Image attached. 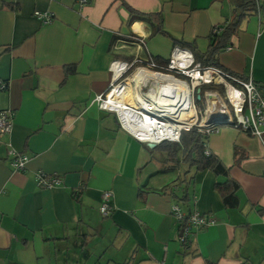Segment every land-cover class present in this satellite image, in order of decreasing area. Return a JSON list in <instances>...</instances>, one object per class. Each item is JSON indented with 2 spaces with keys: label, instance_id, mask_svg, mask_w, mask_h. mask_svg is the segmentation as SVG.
Instances as JSON below:
<instances>
[{
  "label": "crops",
  "instance_id": "1",
  "mask_svg": "<svg viewBox=\"0 0 264 264\" xmlns=\"http://www.w3.org/2000/svg\"><path fill=\"white\" fill-rule=\"evenodd\" d=\"M126 5L160 14L167 35L130 24ZM233 10L230 0H90L83 7L75 0H0V81L8 83L0 111L15 115L12 132L0 138V264H264L261 139L230 126L208 136L207 150L240 186L238 207L227 208L217 190L224 176L195 168L183 201L177 184L186 166L168 164L163 152L153 167V148L97 102L111 86L114 61H168L174 39L204 54L213 29L228 24ZM38 11L53 21L44 24ZM231 44L215 57L219 64L264 86L258 15L242 21ZM121 51L128 59L118 57ZM71 65L76 73L67 76ZM11 150L30 158L25 171L13 169ZM39 171L60 176L62 185L38 188ZM107 191L112 212L104 217ZM175 204L216 220L194 234L191 253Z\"/></svg>",
  "mask_w": 264,
  "mask_h": 264
},
{
  "label": "built area",
  "instance_id": "2",
  "mask_svg": "<svg viewBox=\"0 0 264 264\" xmlns=\"http://www.w3.org/2000/svg\"><path fill=\"white\" fill-rule=\"evenodd\" d=\"M75 2L83 7L90 0H75ZM257 15L260 18V25L264 26V10L261 9L258 1ZM35 16L44 24L53 21L52 14L48 12H35ZM222 27H215L213 34H221ZM226 50H231V46ZM113 79L110 86V92L104 94L97 99L99 108L104 111L115 113L121 123V128L131 134L138 142L149 146V144L160 145L164 142H180L181 134L184 131L197 129L199 133L207 137L219 132L223 126H230L240 131L246 132L251 136H255L264 142V86H260L251 78H244L234 75L227 70L217 66H203L198 62L194 54L185 48L175 46L168 59V65L159 67L153 61L145 62H128L116 60L112 63ZM142 68L144 71L154 72L156 74L172 76L176 81L184 83L191 91V106L195 111L196 118L194 122L185 121V127L180 130L175 138L167 139L162 133V128L166 127L170 122H175L165 117L163 108L155 110V106H148L146 111L130 108L123 102H111L109 95L115 90L122 93L127 88V79L136 70ZM8 88V83L0 81V90ZM140 91L147 97L151 91H155V95L164 99H173L166 97L169 89L164 88V84L145 81L140 87ZM175 91V99L177 91ZM136 94L137 90L135 88ZM108 92V91H107ZM145 97V101L148 98ZM198 99V102L196 101ZM154 104V103H152ZM109 106H123L124 110L133 111V120L140 122L144 118L147 124H158V130L155 131L156 142L143 139L132 133L126 126L125 120L119 112L109 109ZM159 106V104H158ZM199 106V107H198ZM201 106V107H200ZM15 115L12 111H0V138L9 135L14 126ZM11 166L16 171H25L30 158L26 154H19L14 150L10 152ZM38 188L43 190H52L62 185V179L56 174H46L39 171L35 176ZM103 204L100 212L104 217H109L112 212L110 202L113 199L111 191L103 194ZM172 214L180 224L181 241H185L192 237L196 232L208 228L215 224L216 220L208 215H204L197 211L185 212L178 204L172 206ZM164 264V263H162Z\"/></svg>",
  "mask_w": 264,
  "mask_h": 264
},
{
  "label": "trees",
  "instance_id": "3",
  "mask_svg": "<svg viewBox=\"0 0 264 264\" xmlns=\"http://www.w3.org/2000/svg\"><path fill=\"white\" fill-rule=\"evenodd\" d=\"M230 1L234 8L232 19L228 24L224 25L221 34L216 35L212 33V36L210 37L211 44L206 53L200 54L197 51V48L194 43H189L184 40L174 39L175 46H180L182 48L190 50L194 54L196 60L205 67L217 66L223 68L215 57L220 52L226 50L227 47L232 46L231 40L238 33L242 21L245 20L251 14L257 15V1L261 9L264 10V4H261L259 0ZM127 8L131 15L129 21L130 24L135 22L147 23L154 29L156 34L160 33L167 35V32L163 28V19L160 14H146L128 6ZM116 39L117 38H115V41ZM150 61H153L159 67H165L168 65L167 60H164L159 57L151 58ZM65 72L67 76L75 74L76 65L66 67ZM196 101L198 102V99ZM207 141L208 137L199 133L198 130L195 128L190 131L182 132L180 142H164L158 145L155 149H159L162 152H167L170 160L175 162L177 160L179 164L186 166V169L183 171L184 179L180 180L177 184L178 186L184 187V194L181 197L183 201H187L189 199V185L194 179L191 178L190 180H186L185 178H187V176L191 173L192 169L195 168L196 171L210 170L218 176H224L226 178L225 182L218 183L216 185L217 190L221 193L224 205L227 208H236L239 206L238 192L240 186L230 176V169L223 165L222 162L214 154L210 153L207 150ZM237 154L238 152H236V155ZM179 156L181 157L180 160L178 159ZM236 163H239V160H236ZM193 236L189 237L188 239H185V241L182 242L183 246L186 248V250H188V253H191L189 250H191L193 244Z\"/></svg>",
  "mask_w": 264,
  "mask_h": 264
},
{
  "label": "bare ground",
  "instance_id": "4",
  "mask_svg": "<svg viewBox=\"0 0 264 264\" xmlns=\"http://www.w3.org/2000/svg\"><path fill=\"white\" fill-rule=\"evenodd\" d=\"M134 75V76H133ZM153 81L154 83L164 84L165 89H175L177 91L176 99H164L155 95V91L150 92L151 97H147L140 91L139 87L145 81ZM137 90V94L135 91ZM191 91L186 84L176 81L172 76L156 74L154 72L144 71L139 68L133 72L132 76L127 79V88L120 93L115 90L109 95L111 102H123L129 105L130 108L140 109L146 111L148 106H155V110L163 108L165 112V117L176 120L175 122H170L166 127L162 128L163 135L167 136V139L175 138L180 130H183L185 121L194 122L195 111L191 106L190 99ZM145 97L148 101H145ZM154 103V104H152ZM159 104V106H158ZM109 109H113L122 115V119L125 120V126L135 135L147 139L151 142H156L155 131L158 130V124L154 122L153 124H147L143 119L137 121L133 120V111H127L123 109V106H109Z\"/></svg>",
  "mask_w": 264,
  "mask_h": 264
},
{
  "label": "rangeland",
  "instance_id": "5",
  "mask_svg": "<svg viewBox=\"0 0 264 264\" xmlns=\"http://www.w3.org/2000/svg\"><path fill=\"white\" fill-rule=\"evenodd\" d=\"M118 54V57L119 58H125V59H128V57L130 56V54L127 52V51H121V52H118L117 53ZM132 75H130L128 78H130ZM134 76V75H133ZM110 92V89L108 90V92H106V94H108ZM199 107V106H198ZM201 107V106H200ZM158 146V145H157ZM151 153L149 154L151 157H152V159H155V160H153V167H156V166H158V164H156V163H154L155 161L157 162V163H160V159H161V155L163 156V152L162 151H160L159 149H150L149 150ZM166 155H167V157L166 158H168L167 159V161H168V164H170L169 162H172L171 163V165H177L176 164V162L175 161H171L170 159H169V157H168V154H167V152H166ZM181 156V155H180ZM157 158H158V160H157ZM165 161V160H164ZM161 164L163 165V162L161 161ZM168 164H167V166H168ZM174 167V166H173ZM168 168V167H167Z\"/></svg>",
  "mask_w": 264,
  "mask_h": 264
},
{
  "label": "water",
  "instance_id": "6",
  "mask_svg": "<svg viewBox=\"0 0 264 264\" xmlns=\"http://www.w3.org/2000/svg\"><path fill=\"white\" fill-rule=\"evenodd\" d=\"M168 91H169V92H168V94L166 95V97H171V98L174 99V98H175V91L172 90V89H169ZM149 147L155 149V148L157 147V145H155V144H149Z\"/></svg>",
  "mask_w": 264,
  "mask_h": 264
}]
</instances>
